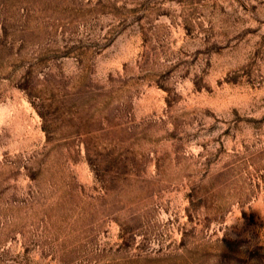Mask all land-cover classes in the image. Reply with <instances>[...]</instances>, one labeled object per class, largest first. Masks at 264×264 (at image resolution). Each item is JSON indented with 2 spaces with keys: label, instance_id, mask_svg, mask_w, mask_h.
<instances>
[{
  "label": "rangeland",
  "instance_id": "obj_1",
  "mask_svg": "<svg viewBox=\"0 0 264 264\" xmlns=\"http://www.w3.org/2000/svg\"><path fill=\"white\" fill-rule=\"evenodd\" d=\"M0 264H264V0H0Z\"/></svg>",
  "mask_w": 264,
  "mask_h": 264
}]
</instances>
